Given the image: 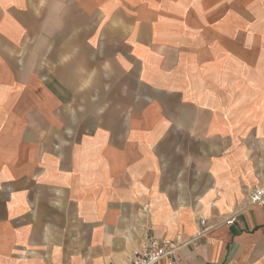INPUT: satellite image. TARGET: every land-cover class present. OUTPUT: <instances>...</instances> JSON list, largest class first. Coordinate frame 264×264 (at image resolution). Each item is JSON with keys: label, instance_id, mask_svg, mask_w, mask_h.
I'll list each match as a JSON object with an SVG mask.
<instances>
[{"label": "crops", "instance_id": "obj_1", "mask_svg": "<svg viewBox=\"0 0 264 264\" xmlns=\"http://www.w3.org/2000/svg\"><path fill=\"white\" fill-rule=\"evenodd\" d=\"M254 188L264 0H0V264H264Z\"/></svg>", "mask_w": 264, "mask_h": 264}, {"label": "built area", "instance_id": "obj_2", "mask_svg": "<svg viewBox=\"0 0 264 264\" xmlns=\"http://www.w3.org/2000/svg\"><path fill=\"white\" fill-rule=\"evenodd\" d=\"M249 200L251 205L262 206L264 189L254 188L249 195ZM234 219H228L226 223H232ZM199 224L201 230L198 235H201L206 230L205 219L199 218ZM179 248L180 244L163 236H155L151 229H148L140 245L131 252L128 264H157L161 260H165L166 264H174L180 260Z\"/></svg>", "mask_w": 264, "mask_h": 264}, {"label": "rangeland", "instance_id": "obj_3", "mask_svg": "<svg viewBox=\"0 0 264 264\" xmlns=\"http://www.w3.org/2000/svg\"><path fill=\"white\" fill-rule=\"evenodd\" d=\"M213 59H214L216 65H215V67L213 66V67H211V68L216 70V75H217V76H220V75L223 73L222 71H220V68L222 69V66H223V64H224V62H223V58H221V57L215 55V56L213 57Z\"/></svg>", "mask_w": 264, "mask_h": 264}]
</instances>
